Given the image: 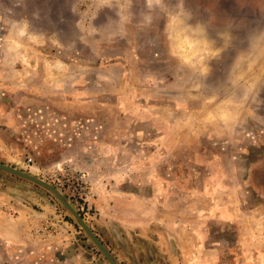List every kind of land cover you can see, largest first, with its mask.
Here are the masks:
<instances>
[{
    "label": "rangeland",
    "instance_id": "374dc122",
    "mask_svg": "<svg viewBox=\"0 0 264 264\" xmlns=\"http://www.w3.org/2000/svg\"><path fill=\"white\" fill-rule=\"evenodd\" d=\"M0 163L81 173L118 264H264V0H0ZM66 258L108 264L0 171V264Z\"/></svg>",
    "mask_w": 264,
    "mask_h": 264
},
{
    "label": "water",
    "instance_id": "95a60500",
    "mask_svg": "<svg viewBox=\"0 0 264 264\" xmlns=\"http://www.w3.org/2000/svg\"><path fill=\"white\" fill-rule=\"evenodd\" d=\"M0 171L13 175L15 177H18L20 179L26 180L30 183H33L43 188L47 192H49L57 200V202L61 205V207L65 210L67 215L72 219L73 223L80 230H82L85 233V235L90 239V241L97 248V250L101 253V255L107 261V263L108 264H118L113 259V257L110 255L108 250L104 247V245L99 240L97 235L92 231L90 226L83 219L81 214L73 207L70 201L57 188L45 182L44 180L36 178L24 171L18 170L16 168L10 167L2 163H0Z\"/></svg>",
    "mask_w": 264,
    "mask_h": 264
},
{
    "label": "built area",
    "instance_id": "2783aa9c",
    "mask_svg": "<svg viewBox=\"0 0 264 264\" xmlns=\"http://www.w3.org/2000/svg\"><path fill=\"white\" fill-rule=\"evenodd\" d=\"M28 164L32 159H27ZM42 179L57 188L70 202L79 204L83 211L88 208L87 196L89 194L88 181L81 173H73L67 163L56 166L53 169H40Z\"/></svg>",
    "mask_w": 264,
    "mask_h": 264
},
{
    "label": "crops",
    "instance_id": "0c3cea01",
    "mask_svg": "<svg viewBox=\"0 0 264 264\" xmlns=\"http://www.w3.org/2000/svg\"><path fill=\"white\" fill-rule=\"evenodd\" d=\"M16 226L14 225L12 228H15ZM8 243H9V245L10 244H12L13 246L14 245H17V244H19V241H12V240H10V239H8V241H7ZM18 242V243H17ZM22 244V245H21ZM20 245L23 247L24 246V250H28V251H30V247H28V245H26L25 243H21ZM67 260L66 261H64V259H62V262H61V264H76L75 262H76V260H74V262L73 261H71L70 259H68V258H66ZM75 259V258H74ZM142 264H145V262H142Z\"/></svg>",
    "mask_w": 264,
    "mask_h": 264
}]
</instances>
